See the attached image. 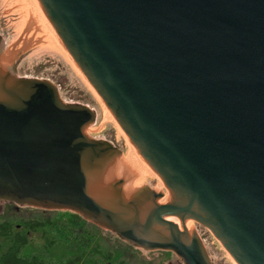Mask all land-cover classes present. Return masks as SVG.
<instances>
[{
    "label": "water",
    "instance_id": "95a60500",
    "mask_svg": "<svg viewBox=\"0 0 264 264\" xmlns=\"http://www.w3.org/2000/svg\"><path fill=\"white\" fill-rule=\"evenodd\" d=\"M29 52L92 87L171 203L139 186L140 156L95 137L84 101L25 78ZM0 201L211 264L193 220L264 264V0H0Z\"/></svg>",
    "mask_w": 264,
    "mask_h": 264
},
{
    "label": "rangeland",
    "instance_id": "374dc122",
    "mask_svg": "<svg viewBox=\"0 0 264 264\" xmlns=\"http://www.w3.org/2000/svg\"><path fill=\"white\" fill-rule=\"evenodd\" d=\"M29 38L25 39L28 45ZM22 44L21 39H16L11 47L14 50ZM39 42L35 43L38 46ZM24 54V51L18 52ZM20 68L26 79L47 81L56 87L61 101L69 106L74 99H81L84 102H76V106L89 108L94 113L95 123L91 126V131L95 137H100L103 142H110L111 146L118 149L116 154L119 159L123 158L129 150L128 140L113 121L105 116L102 105L92 91V87L87 85L75 73L66 69L58 60L47 53L29 52L21 57ZM108 119V120H107ZM139 186L147 192L159 193L164 197L173 199L172 194L165 184L153 173H146L139 178ZM46 212H57L60 215L65 211H48L27 206H18L14 203L0 201V219L10 220L18 224L24 219H41ZM82 218V217H81ZM83 219V218H82ZM85 220V219H84ZM86 221V220H85ZM87 230L94 234L96 242L106 251L111 252L115 257L122 258L127 264H183V261L170 251L145 250L119 238L115 233L100 228L93 223L86 221ZM195 234L201 240L211 264H234L236 261L222 246L218 239L205 227L191 220ZM92 234V235H93Z\"/></svg>",
    "mask_w": 264,
    "mask_h": 264
},
{
    "label": "trees",
    "instance_id": "16d2710c",
    "mask_svg": "<svg viewBox=\"0 0 264 264\" xmlns=\"http://www.w3.org/2000/svg\"><path fill=\"white\" fill-rule=\"evenodd\" d=\"M46 213L18 224L0 219V264H127L96 242L78 214Z\"/></svg>",
    "mask_w": 264,
    "mask_h": 264
},
{
    "label": "bare ground",
    "instance_id": "6f19581e",
    "mask_svg": "<svg viewBox=\"0 0 264 264\" xmlns=\"http://www.w3.org/2000/svg\"><path fill=\"white\" fill-rule=\"evenodd\" d=\"M88 85V84H87ZM92 89V88H91ZM93 91V89H92ZM94 93V92H93ZM95 94V93H94ZM95 96L98 98L100 104L103 107L104 110V114L106 116V118H108L109 120L113 121L116 125H119L120 129L122 130L123 134L125 135V137L128 140V144H129V150L127 151L126 155L123 156V158H121V161L123 162H128L131 161L135 155L140 156L143 160V156L141 155L140 151L135 147V145L131 142V140L129 139L126 131L120 126V124L116 121L115 117L113 116V114L111 113V111L108 109V107L105 105V103L103 102V100L95 94ZM107 119V120H108ZM146 173H153L156 175L157 178L160 179V177L152 170V168L146 163V161L144 160V170L142 172V174L140 175L139 178H142L143 176L146 175ZM161 180V179H160ZM162 181V180H161ZM163 182V181H162ZM166 198L170 201V203L172 202L173 199H171L170 197L166 196ZM237 264V263H234Z\"/></svg>",
    "mask_w": 264,
    "mask_h": 264
},
{
    "label": "flooded vegetation",
    "instance_id": "af4514ba",
    "mask_svg": "<svg viewBox=\"0 0 264 264\" xmlns=\"http://www.w3.org/2000/svg\"><path fill=\"white\" fill-rule=\"evenodd\" d=\"M8 72H9V71H8ZM107 143H109V144H110V142H108V141H107ZM115 148H116V147H115Z\"/></svg>",
    "mask_w": 264,
    "mask_h": 264
}]
</instances>
